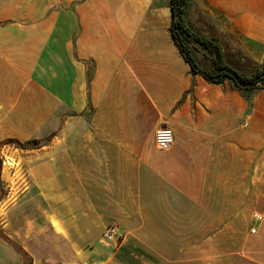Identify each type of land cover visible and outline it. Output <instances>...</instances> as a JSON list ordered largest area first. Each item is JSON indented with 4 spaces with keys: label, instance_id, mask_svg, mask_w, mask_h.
<instances>
[{
    "label": "crops",
    "instance_id": "0c3cea01",
    "mask_svg": "<svg viewBox=\"0 0 264 264\" xmlns=\"http://www.w3.org/2000/svg\"><path fill=\"white\" fill-rule=\"evenodd\" d=\"M170 4L0 0V150L21 146L0 264H264V89L193 74ZM186 23L264 67V0H191Z\"/></svg>",
    "mask_w": 264,
    "mask_h": 264
},
{
    "label": "trees",
    "instance_id": "16d2710c",
    "mask_svg": "<svg viewBox=\"0 0 264 264\" xmlns=\"http://www.w3.org/2000/svg\"><path fill=\"white\" fill-rule=\"evenodd\" d=\"M190 5L191 0H171L170 8L172 11V36L192 73L201 75L209 84L213 85H222L229 79L236 88L246 93L264 89V67L256 70L251 75L241 74L225 63L222 47L217 39L193 34L186 23V15ZM188 38H193L195 42L216 56L213 70L208 71L201 67L196 55L189 47ZM225 70L236 71L237 74L233 77Z\"/></svg>",
    "mask_w": 264,
    "mask_h": 264
},
{
    "label": "rangeland",
    "instance_id": "374dc122",
    "mask_svg": "<svg viewBox=\"0 0 264 264\" xmlns=\"http://www.w3.org/2000/svg\"><path fill=\"white\" fill-rule=\"evenodd\" d=\"M191 30L193 31V34L201 35L200 30L194 29V27L192 26H191ZM187 40H188L189 47L192 49V51L196 55L200 65L203 66L205 70H208V71L213 70L214 61H215L216 56L212 52L204 49L201 45L195 42L193 38H188ZM233 65H235L236 67H239L240 69L239 71H241V73L244 75L253 74L257 68V67L252 66L251 63L249 62H246V63L233 62ZM17 147L20 148L21 146L17 144ZM16 155L17 154H13L12 151L6 152V156L8 157V160L11 161L12 164L10 165L7 164L4 166L3 165L4 158L1 157V154H0L1 169L3 170V168H6L5 172L8 173L10 177L12 176V171L14 169L13 167L15 168L20 167L19 164L17 165L18 162H17ZM10 184L13 186L12 183ZM9 190H12V189L10 188ZM199 264H206V263H199ZM209 264H255V263L249 260L240 259L238 257H220V258H216V260L213 263H209Z\"/></svg>",
    "mask_w": 264,
    "mask_h": 264
},
{
    "label": "built area",
    "instance_id": "2783aa9c",
    "mask_svg": "<svg viewBox=\"0 0 264 264\" xmlns=\"http://www.w3.org/2000/svg\"><path fill=\"white\" fill-rule=\"evenodd\" d=\"M155 142L156 146L160 151H168L175 143V135L171 128L169 127H161L155 133ZM18 147H9L5 146L1 149V157L4 158L3 165L12 164L8 157L6 156V152L9 151H18ZM14 168V167H13ZM258 220H261V217H258ZM253 232H255L253 230ZM124 237L122 233L119 231L118 227L115 225H110L106 228L103 234V241L118 246L122 243Z\"/></svg>",
    "mask_w": 264,
    "mask_h": 264
},
{
    "label": "water",
    "instance_id": "95a60500",
    "mask_svg": "<svg viewBox=\"0 0 264 264\" xmlns=\"http://www.w3.org/2000/svg\"><path fill=\"white\" fill-rule=\"evenodd\" d=\"M225 71H228V73L231 75V76H236L237 72L236 71H229V70H225ZM166 127V126H164Z\"/></svg>",
    "mask_w": 264,
    "mask_h": 264
}]
</instances>
